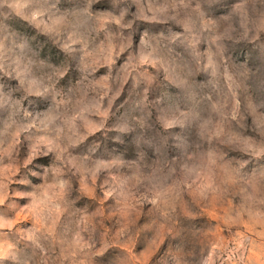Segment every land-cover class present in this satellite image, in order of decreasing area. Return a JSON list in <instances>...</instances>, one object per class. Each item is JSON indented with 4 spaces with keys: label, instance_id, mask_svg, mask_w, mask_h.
Returning a JSON list of instances; mask_svg holds the SVG:
<instances>
[{
    "label": "rangeland",
    "instance_id": "obj_1",
    "mask_svg": "<svg viewBox=\"0 0 264 264\" xmlns=\"http://www.w3.org/2000/svg\"><path fill=\"white\" fill-rule=\"evenodd\" d=\"M264 264V0H0V264Z\"/></svg>",
    "mask_w": 264,
    "mask_h": 264
},
{
    "label": "built area",
    "instance_id": "obj_2",
    "mask_svg": "<svg viewBox=\"0 0 264 264\" xmlns=\"http://www.w3.org/2000/svg\"><path fill=\"white\" fill-rule=\"evenodd\" d=\"M246 257V249L238 248L234 253H232V262L237 264H243Z\"/></svg>",
    "mask_w": 264,
    "mask_h": 264
}]
</instances>
